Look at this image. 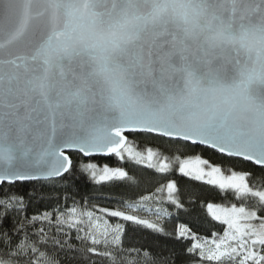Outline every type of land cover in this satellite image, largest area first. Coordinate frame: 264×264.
Instances as JSON below:
<instances>
[{
  "label": "snow or ice",
  "instance_id": "1",
  "mask_svg": "<svg viewBox=\"0 0 264 264\" xmlns=\"http://www.w3.org/2000/svg\"><path fill=\"white\" fill-rule=\"evenodd\" d=\"M129 134L163 147L141 151ZM193 147L227 158V174L185 158ZM97 156L144 166L157 186L117 208L73 200L28 214L41 193L26 201L14 189L68 182L82 158L91 181L138 186ZM176 172L237 203H206L216 222L207 235L179 224L170 256L126 245L128 232L172 235L161 205L184 208ZM257 173L264 178V0H0V264H264Z\"/></svg>",
  "mask_w": 264,
  "mask_h": 264
},
{
  "label": "trees",
  "instance_id": "2",
  "mask_svg": "<svg viewBox=\"0 0 264 264\" xmlns=\"http://www.w3.org/2000/svg\"><path fill=\"white\" fill-rule=\"evenodd\" d=\"M129 139L141 151H144L147 146H151L154 149L163 147L159 140L149 139L143 136L129 134ZM196 155L209 160L212 164L221 165L225 169V173H227L228 168L231 166L227 158L212 151L205 150L203 147L189 149L185 154V158L188 156L195 157ZM81 162L89 161L88 158L75 161L77 164L76 177L68 182L50 184L43 188L37 182H23L14 189L20 194L25 195L26 201L28 199L27 194L32 193L34 189L41 193L39 197L29 203L27 209L28 214L31 215L46 210L52 211L58 206L63 208L65 202L70 206L73 200L82 205L87 201V207L89 208H92L94 205L110 209L117 208L120 207V201L148 194L154 191V188L157 186V177L153 174L152 170L144 166L135 165L128 160L121 161L115 156L95 157L92 159V162H95L101 167L108 165L114 168H124L130 175L137 178L139 182L138 186L128 187L120 181H109L97 184L91 181L86 173H82L79 170V164ZM235 167L237 170H244L246 166L237 164ZM170 178L176 180L179 189L178 195L181 203L184 204V208L182 209H176L175 206L167 203L161 205V207L166 208L170 213V215L164 217L163 226L172 235L159 236L151 234L146 229L139 230L135 233L128 232L125 237L126 245L134 244L139 246L141 244H147L151 246L150 250L154 253L161 256H170L172 251H178L181 246V242L175 238V231L179 224H186L200 235H207L209 229L215 230L214 225L216 222L211 221L208 216L205 206L206 203L213 202L221 206H229L231 203H237V201L232 199L230 194L219 191L214 186H208L203 182H197L191 178L184 177L178 174V172ZM252 179L258 183L264 178L257 173L256 177L250 178V180ZM141 215L145 214L141 213ZM109 219L112 223L118 222L116 218ZM91 259L97 260L98 264H107V261L100 260L98 257H92ZM88 264H91V260L88 261Z\"/></svg>",
  "mask_w": 264,
  "mask_h": 264
},
{
  "label": "water",
  "instance_id": "3",
  "mask_svg": "<svg viewBox=\"0 0 264 264\" xmlns=\"http://www.w3.org/2000/svg\"><path fill=\"white\" fill-rule=\"evenodd\" d=\"M97 157H105V156H97Z\"/></svg>",
  "mask_w": 264,
  "mask_h": 264
},
{
  "label": "rangeland",
  "instance_id": "4",
  "mask_svg": "<svg viewBox=\"0 0 264 264\" xmlns=\"http://www.w3.org/2000/svg\"><path fill=\"white\" fill-rule=\"evenodd\" d=\"M227 174V173H226Z\"/></svg>",
  "mask_w": 264,
  "mask_h": 264
}]
</instances>
